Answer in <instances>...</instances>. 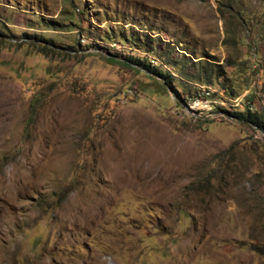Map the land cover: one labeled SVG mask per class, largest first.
<instances>
[{"label":"rangeland","instance_id":"obj_1","mask_svg":"<svg viewBox=\"0 0 264 264\" xmlns=\"http://www.w3.org/2000/svg\"><path fill=\"white\" fill-rule=\"evenodd\" d=\"M216 106L264 117V0H0V264H264V134Z\"/></svg>","mask_w":264,"mask_h":264},{"label":"trees","instance_id":"obj_2","mask_svg":"<svg viewBox=\"0 0 264 264\" xmlns=\"http://www.w3.org/2000/svg\"><path fill=\"white\" fill-rule=\"evenodd\" d=\"M128 60L132 64H134L138 69H145L149 74H153L163 78L165 86L167 88H170L181 101L187 102L190 99V97L188 99H185L184 96L182 97L181 92H179L173 87L170 75L162 73V71L158 67L151 66L149 61L137 58H129ZM203 93H205V95H203ZM210 94L211 93L208 88L202 89L197 95H194L191 98H208ZM216 109L217 111L224 112L229 114L230 116H233L237 120H241L243 122L253 125L258 131L264 134V117L258 115L257 113L251 112L249 107L242 112H228L221 106H216Z\"/></svg>","mask_w":264,"mask_h":264},{"label":"bare ground","instance_id":"obj_3","mask_svg":"<svg viewBox=\"0 0 264 264\" xmlns=\"http://www.w3.org/2000/svg\"><path fill=\"white\" fill-rule=\"evenodd\" d=\"M191 98V97H190ZM206 99V98H204ZM206 100H203L202 98H195V99H192L191 101H189L188 105H190V108L193 109L194 111H200V109L202 107H204V105H206L204 102ZM199 104V105H197ZM206 108V107H205ZM203 110V109H202ZM191 112V111H190Z\"/></svg>","mask_w":264,"mask_h":264},{"label":"built area","instance_id":"obj_4","mask_svg":"<svg viewBox=\"0 0 264 264\" xmlns=\"http://www.w3.org/2000/svg\"><path fill=\"white\" fill-rule=\"evenodd\" d=\"M197 105H199V104H197ZM188 111H191V109H188Z\"/></svg>","mask_w":264,"mask_h":264}]
</instances>
